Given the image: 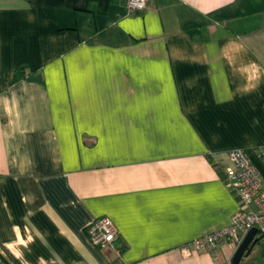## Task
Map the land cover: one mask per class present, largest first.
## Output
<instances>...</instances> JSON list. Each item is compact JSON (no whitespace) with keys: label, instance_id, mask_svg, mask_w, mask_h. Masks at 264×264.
<instances>
[{"label":"crops","instance_id":"1","mask_svg":"<svg viewBox=\"0 0 264 264\" xmlns=\"http://www.w3.org/2000/svg\"><path fill=\"white\" fill-rule=\"evenodd\" d=\"M232 148L264 176V0H0V264H233L180 251L238 210Z\"/></svg>","mask_w":264,"mask_h":264},{"label":"built area","instance_id":"2","mask_svg":"<svg viewBox=\"0 0 264 264\" xmlns=\"http://www.w3.org/2000/svg\"><path fill=\"white\" fill-rule=\"evenodd\" d=\"M128 12L142 10L147 0H125ZM230 164L226 168L227 177L240 197V206L233 214L231 223L219 230L205 233L180 248L183 254L193 251L214 250L220 242L238 245L253 227L264 235V176L251 162L243 148H232L227 152ZM86 232L92 244L120 256L118 231L108 216H98L86 225Z\"/></svg>","mask_w":264,"mask_h":264},{"label":"water","instance_id":"3","mask_svg":"<svg viewBox=\"0 0 264 264\" xmlns=\"http://www.w3.org/2000/svg\"><path fill=\"white\" fill-rule=\"evenodd\" d=\"M258 230L257 228H251L243 237L241 242L236 246V249L231 258V262L233 264H238L239 261L245 256L252 246L260 239L261 236H257Z\"/></svg>","mask_w":264,"mask_h":264},{"label":"rangeland","instance_id":"4","mask_svg":"<svg viewBox=\"0 0 264 264\" xmlns=\"http://www.w3.org/2000/svg\"><path fill=\"white\" fill-rule=\"evenodd\" d=\"M242 264H264V236L252 246Z\"/></svg>","mask_w":264,"mask_h":264},{"label":"trees","instance_id":"5","mask_svg":"<svg viewBox=\"0 0 264 264\" xmlns=\"http://www.w3.org/2000/svg\"><path fill=\"white\" fill-rule=\"evenodd\" d=\"M264 236V235H261V237Z\"/></svg>","mask_w":264,"mask_h":264}]
</instances>
